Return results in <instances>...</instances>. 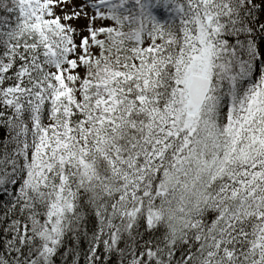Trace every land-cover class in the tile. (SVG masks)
<instances>
[{"label":"snow or ice","instance_id":"snow-or-ice-1","mask_svg":"<svg viewBox=\"0 0 264 264\" xmlns=\"http://www.w3.org/2000/svg\"><path fill=\"white\" fill-rule=\"evenodd\" d=\"M0 264H264V0H0Z\"/></svg>","mask_w":264,"mask_h":264}]
</instances>
